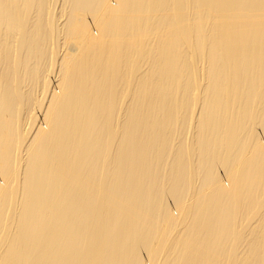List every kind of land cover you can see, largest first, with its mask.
Masks as SVG:
<instances>
[{
	"label": "bare ground",
	"instance_id": "obj_1",
	"mask_svg": "<svg viewBox=\"0 0 264 264\" xmlns=\"http://www.w3.org/2000/svg\"><path fill=\"white\" fill-rule=\"evenodd\" d=\"M0 264H264V0H0Z\"/></svg>",
	"mask_w": 264,
	"mask_h": 264
},
{
	"label": "rangeland",
	"instance_id": "obj_2",
	"mask_svg": "<svg viewBox=\"0 0 264 264\" xmlns=\"http://www.w3.org/2000/svg\"><path fill=\"white\" fill-rule=\"evenodd\" d=\"M82 13H83V12H79V14H78V17H79V18H81V17H82L81 19H83V16H85V15H83L84 13H83V14H82ZM72 40H73V39H72ZM72 40H71V42H70V43H72Z\"/></svg>",
	"mask_w": 264,
	"mask_h": 264
}]
</instances>
